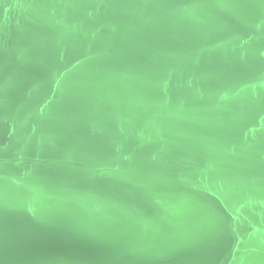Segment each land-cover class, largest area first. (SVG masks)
<instances>
[{"label":"water","instance_id":"water-1","mask_svg":"<svg viewBox=\"0 0 264 264\" xmlns=\"http://www.w3.org/2000/svg\"><path fill=\"white\" fill-rule=\"evenodd\" d=\"M0 264H264V0H0Z\"/></svg>","mask_w":264,"mask_h":264}]
</instances>
